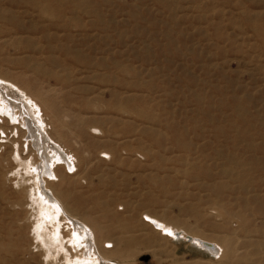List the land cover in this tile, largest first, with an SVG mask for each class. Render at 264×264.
I'll list each match as a JSON object with an SVG mask.
<instances>
[{
  "label": "rangeland",
  "instance_id": "rangeland-1",
  "mask_svg": "<svg viewBox=\"0 0 264 264\" xmlns=\"http://www.w3.org/2000/svg\"><path fill=\"white\" fill-rule=\"evenodd\" d=\"M0 79L72 165L45 205L51 150L0 104V264H79L69 217L109 264H264V0H0Z\"/></svg>",
  "mask_w": 264,
  "mask_h": 264
},
{
  "label": "bare ground",
  "instance_id": "bare-ground-1",
  "mask_svg": "<svg viewBox=\"0 0 264 264\" xmlns=\"http://www.w3.org/2000/svg\"><path fill=\"white\" fill-rule=\"evenodd\" d=\"M11 87L14 88L15 91ZM31 102L32 100L28 98L26 94L16 85L8 81L6 82L0 79V104L3 105L2 108L5 111H9V112H13V108L17 109L18 111L20 108H22L26 115V117L24 118L26 119V124L28 128L30 129V132L32 134L37 133V136L40 138L38 140L36 139V135H33L35 137L36 143H38L40 146H44L45 149L47 150L48 149L51 150V155H50L51 157L47 155L43 157V164L40 167V170L37 176L39 180L38 192H39V196L42 202H44L45 205L47 206L53 205L52 208H54L55 204L56 205L58 204V201L55 198L54 194L50 192V189L45 186V183L43 181L44 180L43 176L44 177L46 176L47 178H49L48 176H50L51 179H56L57 176L53 168H54V164L58 162L63 163L68 169H70L72 165L70 164V161L67 155L65 154V152L63 151V149L57 143L53 142L50 139V137L47 135L45 130L43 129L44 121L42 119L39 106H37L36 103H31ZM40 130H43V132L45 133V136H46L45 139L43 138V134L40 133ZM227 156H230L228 158L231 161L229 162V159L227 160V162L223 160L226 162V164L233 165V163H236V161H234L236 159L235 156H234L235 158L234 160H232L233 158L231 159V156L233 157L232 154L227 155ZM236 165L237 164L234 165V168ZM227 175H230V174H227ZM58 207L61 208L59 204H58ZM55 211H56V208H55ZM58 211L60 210L58 209ZM144 217H145L144 223L150 226L154 231H159L160 233L164 235L172 237V239H174L173 241L175 242L180 243L182 241H185L188 244V246L192 248V251L196 254L206 256L210 260H215V259L220 260L225 254L223 253L225 252L223 250V247L220 245L221 243L218 244V242H211V241H208V239L206 240L205 238L203 239L199 236L190 234L187 231H184L183 229L181 230V229L168 226L167 224L165 225L164 223L157 221L154 217L152 218L149 215H145ZM69 219L72 222V228H73V234H72L73 236H72L71 245L76 246L77 248H80V247L83 248V250L79 254L80 256L79 264H109V262H107L109 261L108 258H106L104 255H100L99 253L100 252L99 246L95 239V235L93 234L94 232L93 229L90 228L86 223H84L85 227L83 226L82 227L83 230H82L80 226L82 225L81 223H79L78 221L74 219H71L70 217ZM104 244H107L109 246L111 245V242H105ZM190 264H198V263H190Z\"/></svg>",
  "mask_w": 264,
  "mask_h": 264
},
{
  "label": "snow or ice",
  "instance_id": "snow-or-ice-1",
  "mask_svg": "<svg viewBox=\"0 0 264 264\" xmlns=\"http://www.w3.org/2000/svg\"><path fill=\"white\" fill-rule=\"evenodd\" d=\"M169 234H171V233H169Z\"/></svg>",
  "mask_w": 264,
  "mask_h": 264
}]
</instances>
